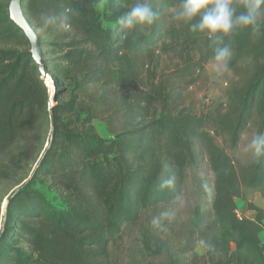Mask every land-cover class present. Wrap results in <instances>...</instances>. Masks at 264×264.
Listing matches in <instances>:
<instances>
[{
  "label": "trees",
  "instance_id": "16d2710c",
  "mask_svg": "<svg viewBox=\"0 0 264 264\" xmlns=\"http://www.w3.org/2000/svg\"><path fill=\"white\" fill-rule=\"evenodd\" d=\"M99 2L21 0L26 21L50 38V83L0 9V158L41 151L30 181L7 198L0 264H118L110 246L127 225L142 227L136 254L143 264H264V152L248 165L229 156L250 123L264 134V15L259 28L222 37L235 81L224 103L198 111L186 93L215 62V45L172 19L182 0H150L156 21L123 32L115 22L137 0H106L103 13ZM243 2L233 0L238 13ZM52 81L51 137L40 149ZM61 96L68 100L57 103ZM93 120L112 137L99 136ZM205 160L212 193H202L174 246L162 236L173 226L158 208L181 196L188 170ZM6 178L0 166V181ZM38 179L48 180L61 207L33 189ZM254 193L262 207L248 198ZM236 199L253 219L236 217Z\"/></svg>",
  "mask_w": 264,
  "mask_h": 264
},
{
  "label": "rangeland",
  "instance_id": "374dc122",
  "mask_svg": "<svg viewBox=\"0 0 264 264\" xmlns=\"http://www.w3.org/2000/svg\"><path fill=\"white\" fill-rule=\"evenodd\" d=\"M9 2L10 0H0V9L6 15H8ZM105 5L106 0H100L98 10L101 13L104 12ZM104 26L108 25L104 24ZM35 33L41 40V51L44 52L43 60L46 62L49 73L52 59L49 53L52 50L46 48V43L50 41V38L39 30H35ZM47 81L50 83L49 74ZM234 81L235 77L231 71L219 69L215 62H211L194 78L192 87L186 93V103L194 102L198 111L206 110L214 104L224 103L228 89ZM51 90L50 96L47 99L48 115L44 117L45 135L38 147L40 149H43L47 145V141L51 137L49 109L52 105H49V99L52 102L53 85ZM67 100L68 96H61L57 103H62ZM53 105H56V102H53ZM92 125L102 138L110 139L112 137L104 122L93 120ZM254 136H256V128L252 122L242 134L236 149L229 153V156L235 164L248 165L254 161V152L248 148ZM40 153L41 151H38L36 158H24L20 157L19 151L14 149L6 156L0 158V166L7 173V178L0 181V231L4 223L7 198L23 184H27L30 181ZM212 183L213 178L209 172L207 160H205L199 168L188 170L181 196L169 206H160L158 208V211L163 210L164 216L172 223V231L167 229L162 230V236L169 239L172 245L175 246L181 240L182 233L188 228L194 207L199 203H204L202 193H212ZM33 189L40 191L54 206L61 207L60 201L49 188L48 180H36L33 182ZM248 198L256 206L263 205V201L258 194H251ZM239 200H235L236 208L244 217L250 218L252 213L249 210L245 212L243 208L244 204ZM141 230L142 227L136 225L123 227L120 237L110 246L111 257L114 261L118 264L145 263L136 254L140 245ZM176 232L178 233L177 235L175 234ZM261 239L263 242L262 246L264 247V235H261ZM196 252L199 255L203 254L202 247H198ZM148 261L153 264H158L163 261V258L149 259Z\"/></svg>",
  "mask_w": 264,
  "mask_h": 264
},
{
  "label": "clouds",
  "instance_id": "9594fccd",
  "mask_svg": "<svg viewBox=\"0 0 264 264\" xmlns=\"http://www.w3.org/2000/svg\"><path fill=\"white\" fill-rule=\"evenodd\" d=\"M264 0H244L239 13L233 0H182L172 17L175 21L187 22L193 32L207 34L214 47L213 60L219 69H227L232 54L231 48L223 43L222 37L235 28H259V18L264 15ZM158 13L150 0H137L129 10L121 14L115 22L117 32L135 29L137 26H151ZM248 148L259 155L264 152V134L258 133L250 141Z\"/></svg>",
  "mask_w": 264,
  "mask_h": 264
},
{
  "label": "water",
  "instance_id": "95a60500",
  "mask_svg": "<svg viewBox=\"0 0 264 264\" xmlns=\"http://www.w3.org/2000/svg\"><path fill=\"white\" fill-rule=\"evenodd\" d=\"M9 19L23 32L29 42V52L33 59L34 64L38 68L40 79L45 81L48 76L46 66L44 64L39 37L35 33L31 25L26 21L22 10L21 0H10L8 5ZM53 84L52 101L55 102V85Z\"/></svg>",
  "mask_w": 264,
  "mask_h": 264
},
{
  "label": "crops",
  "instance_id": "0c3cea01",
  "mask_svg": "<svg viewBox=\"0 0 264 264\" xmlns=\"http://www.w3.org/2000/svg\"><path fill=\"white\" fill-rule=\"evenodd\" d=\"M240 201V200H239ZM243 204H244V211L245 212H248V209L246 208V204L243 202V201H241ZM263 205H261V206H258V207H262ZM251 212V211H250ZM252 213V215L250 216V218H248V219H253V217H254V213L253 212H251ZM245 218H247V217H245ZM261 235H264V229H263V231L259 234V239H260V241H261V244H263V242H262V239H261ZM264 248V247H263Z\"/></svg>",
  "mask_w": 264,
  "mask_h": 264
},
{
  "label": "built area",
  "instance_id": "2783aa9c",
  "mask_svg": "<svg viewBox=\"0 0 264 264\" xmlns=\"http://www.w3.org/2000/svg\"><path fill=\"white\" fill-rule=\"evenodd\" d=\"M234 213H235V215H236V217H237L238 219H243V218H245V217L242 215V213H241L237 208H235Z\"/></svg>",
  "mask_w": 264,
  "mask_h": 264
},
{
  "label": "bare ground",
  "instance_id": "6f19581e",
  "mask_svg": "<svg viewBox=\"0 0 264 264\" xmlns=\"http://www.w3.org/2000/svg\"><path fill=\"white\" fill-rule=\"evenodd\" d=\"M47 79V78H46Z\"/></svg>",
  "mask_w": 264,
  "mask_h": 264
}]
</instances>
